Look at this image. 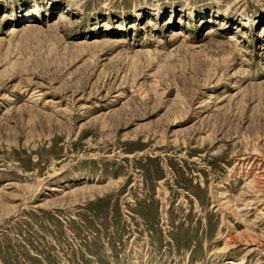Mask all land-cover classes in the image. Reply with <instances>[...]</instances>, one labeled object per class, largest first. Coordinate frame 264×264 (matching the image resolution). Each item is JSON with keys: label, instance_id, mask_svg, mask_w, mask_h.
Wrapping results in <instances>:
<instances>
[{"label": "rangeland", "instance_id": "obj_1", "mask_svg": "<svg viewBox=\"0 0 264 264\" xmlns=\"http://www.w3.org/2000/svg\"><path fill=\"white\" fill-rule=\"evenodd\" d=\"M0 264H264V0H0Z\"/></svg>", "mask_w": 264, "mask_h": 264}]
</instances>
